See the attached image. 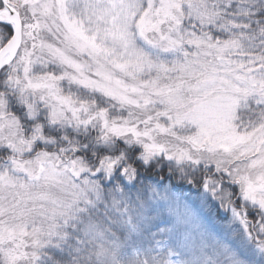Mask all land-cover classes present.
<instances>
[{
    "label": "snow or ice",
    "instance_id": "6c2138e0",
    "mask_svg": "<svg viewBox=\"0 0 264 264\" xmlns=\"http://www.w3.org/2000/svg\"><path fill=\"white\" fill-rule=\"evenodd\" d=\"M0 264H264V0H0Z\"/></svg>",
    "mask_w": 264,
    "mask_h": 264
}]
</instances>
